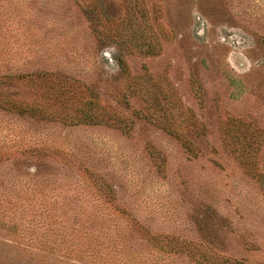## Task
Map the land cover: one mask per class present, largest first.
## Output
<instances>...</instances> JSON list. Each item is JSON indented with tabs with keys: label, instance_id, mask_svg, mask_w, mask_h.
Masks as SVG:
<instances>
[{
	"label": "rangeland",
	"instance_id": "rangeland-1",
	"mask_svg": "<svg viewBox=\"0 0 264 264\" xmlns=\"http://www.w3.org/2000/svg\"><path fill=\"white\" fill-rule=\"evenodd\" d=\"M192 254L264 264V0H0V264Z\"/></svg>",
	"mask_w": 264,
	"mask_h": 264
},
{
	"label": "trees",
	"instance_id": "trees-1",
	"mask_svg": "<svg viewBox=\"0 0 264 264\" xmlns=\"http://www.w3.org/2000/svg\"><path fill=\"white\" fill-rule=\"evenodd\" d=\"M21 113H24L26 112L25 109H20L19 110ZM84 122L86 123H101L103 122L102 119L96 117L95 115H90V114H87L85 116V118L83 119ZM193 256V254H192ZM199 263H202V264H240L239 261H232L230 259H226V258H221V257H213V256H210V258L206 255H204L203 257H200V258H197L195 256H193Z\"/></svg>",
	"mask_w": 264,
	"mask_h": 264
}]
</instances>
